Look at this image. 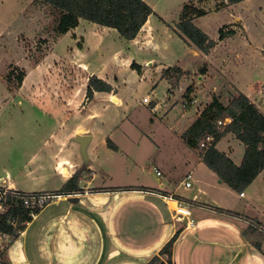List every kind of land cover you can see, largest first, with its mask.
Listing matches in <instances>:
<instances>
[{
	"label": "rangeland",
	"instance_id": "obj_1",
	"mask_svg": "<svg viewBox=\"0 0 264 264\" xmlns=\"http://www.w3.org/2000/svg\"><path fill=\"white\" fill-rule=\"evenodd\" d=\"M144 1L154 10L148 20L154 46L133 48L127 40L107 35L105 46L98 51L93 46L82 47L81 36L92 23L82 21L75 42L71 33L58 43L62 35L53 30L54 9L36 0H0V180L8 173L16 188L27 193L58 189L50 176L54 152L44 145L52 132L59 131L63 136L59 160L69 157L75 164L90 165L97 187L160 188L167 178L178 185L186 171L184 163L193 159L182 135L214 95L229 107H236L239 96L244 95L264 110V0L237 4L224 0ZM191 2L207 11L194 23L218 42L208 55L189 46L177 32L183 8ZM224 27L235 34L220 41ZM144 40L140 38V42ZM129 48L131 53L126 52ZM151 61L154 63L149 64ZM133 62L142 64L141 75L131 68ZM115 63L117 67L112 66ZM160 65L180 67L189 74L179 78L172 70L166 76ZM21 71L26 77L18 87L9 75ZM93 73L108 78L114 92L98 93L95 100L87 101ZM189 87L194 89V103L184 107ZM112 96H118V105L102 101ZM144 98L149 102L143 103ZM51 115L59 121H50ZM75 130L88 133L89 142L77 140L80 134L75 135ZM108 139L117 150L107 145ZM218 148L236 159L245 149L234 135L224 138ZM34 156H38L35 163ZM36 166L44 171L30 176L27 171ZM159 169L164 173L161 177L156 174ZM233 192L213 191L210 196L264 223V174L245 190L246 198ZM57 201H51L49 208ZM86 202L80 198V203ZM44 218L34 220L28 240ZM253 254L264 257L258 249Z\"/></svg>",
	"mask_w": 264,
	"mask_h": 264
},
{
	"label": "crops",
	"instance_id": "obj_2",
	"mask_svg": "<svg viewBox=\"0 0 264 264\" xmlns=\"http://www.w3.org/2000/svg\"><path fill=\"white\" fill-rule=\"evenodd\" d=\"M79 26L62 35L58 43L62 42L59 40L69 37L71 33L75 42V38L80 36L77 32ZM148 26L149 21L137 38L127 40V43L133 48L142 45L154 46L152 31ZM88 28L89 30L86 29L81 36L84 39L83 49L93 46L101 51L105 46V36L120 37L115 29L93 23ZM145 30L147 33H143ZM140 38L146 39L147 42L146 40L140 42ZM126 52L131 53L132 50L129 48ZM151 63L154 62L151 61L149 64ZM116 65V63L112 64V66ZM158 67L162 74L167 69L163 65ZM100 77L113 86L108 78ZM261 110L264 112L263 109ZM43 113L48 114V112ZM198 116L199 114L196 118ZM50 119L53 123L59 121L53 115ZM79 134L88 133L75 130V135ZM229 135L232 134L223 137L218 144ZM62 139V133L52 132L44 145L46 148H51V153L54 152L56 161L54 164L49 163L52 173L50 176L51 180L56 181L58 189L35 190L32 193L59 192L77 170L86 165L89 171L84 172L80 182L81 194L79 192L73 197H63L51 205L54 206L53 208L45 207L11 244L0 237V256L6 264H146L177 233L173 264H264V257L253 254L257 249L264 254V240L256 239L260 243L259 248L252 243V237L248 234L251 221H258L263 226L264 223L258 217L246 214L241 208H232L226 203L227 201L221 203L220 198L210 196L213 191L224 190L228 193L234 190L223 183L218 175L202 162L198 153L187 145L186 147L192 151L193 159H187L188 161L184 163L186 171L178 185L173 182V178H167V182H161L160 188L136 186L108 189L93 184L96 175L90 165L75 164L69 157L59 160L58 147ZM225 153L235 164L240 165L245 149L239 153V159H236L234 154ZM37 160L38 156H34L33 162ZM42 171H44L42 166H36L27 173L33 176ZM159 171L161 172L160 169ZM263 174L264 170L253 184ZM188 175H191L189 180ZM3 181L17 189L8 173ZM186 181H190L189 188L194 189H188L185 186ZM189 191L191 192L188 194ZM233 193L241 199L247 197L246 193L244 196L235 191ZM166 196H174L192 209L193 216L197 220L194 228L187 227L185 220L175 218L172 211L174 205L168 204L165 200ZM80 198L87 199V202L80 203ZM70 199L78 201L70 202ZM41 215H45V218L30 241L27 238L28 230L34 220Z\"/></svg>",
	"mask_w": 264,
	"mask_h": 264
},
{
	"label": "trees",
	"instance_id": "obj_3",
	"mask_svg": "<svg viewBox=\"0 0 264 264\" xmlns=\"http://www.w3.org/2000/svg\"><path fill=\"white\" fill-rule=\"evenodd\" d=\"M228 4H237L244 0H224ZM37 3L49 6L57 12L54 23V32L64 35L76 29L81 20L117 30L120 37L125 40H134L141 32L149 17L154 13L153 8L144 0H36ZM223 3V4H226ZM207 14V11L191 2L185 4L177 32L185 39L189 46H195L199 51L208 55L218 42L211 38L195 23L196 18ZM220 30V41L233 36V30ZM133 70L142 74V66L137 62L131 64ZM176 71L179 78L189 74L180 67H169L164 70L168 76L171 71ZM204 72V70H202ZM10 80L16 79L18 87L22 86L26 73L21 71L17 75L10 73ZM113 86L97 75H92L88 80L87 101L95 100L96 93H113ZM194 89L189 87L184 95L185 102H192ZM236 107L226 106L216 95L205 109L182 135L185 144L196 151L202 162L218 175L220 180L238 193L245 190L257 179L264 170V112L259 106L251 102L248 97L240 95ZM154 107V106H153ZM222 124H219V122ZM228 134L234 135L245 146V154L240 165L217 148L218 142ZM208 136L213 141L206 147L201 144ZM109 147L116 149L112 140H107ZM86 166H82L65 183L59 192L60 195H70L82 191L80 182ZM90 173V172H89ZM222 211V210H221ZM41 212L24 208L22 205L9 206L0 214V234L5 233L17 239L28 223ZM235 214L234 212H230ZM248 234L252 243L260 248L256 241L264 240V226L258 221H251ZM178 233L168 241L160 252L152 257L146 264H173V250ZM0 262L6 264L0 256Z\"/></svg>",
	"mask_w": 264,
	"mask_h": 264
},
{
	"label": "built area",
	"instance_id": "obj_4",
	"mask_svg": "<svg viewBox=\"0 0 264 264\" xmlns=\"http://www.w3.org/2000/svg\"><path fill=\"white\" fill-rule=\"evenodd\" d=\"M148 99L144 98L143 103H148ZM194 103L185 102L184 107H189ZM219 124H222L220 121ZM213 141L212 136H208L206 140L201 144V148L206 147L210 142ZM156 174L161 176L162 173L159 170H156ZM191 178V175H188V180ZM185 186L187 188L191 187V182L186 181ZM76 193H72L70 195H60L56 192H33L27 193L21 190L15 189L10 185H7L4 181L0 182V213H3L9 206H19L22 205L24 208H29L31 210H43L47 207L51 201L58 199L60 200L63 197H73ZM81 194V192H80ZM244 193H241V196H244ZM165 200L174 205L172 211L174 213L175 218L178 220H185L187 223V227L194 228L197 225V220L193 216L192 209L182 202L179 201L178 198L174 196H166ZM0 237L11 244L13 242V238L5 233H1ZM0 264H2L0 262Z\"/></svg>",
	"mask_w": 264,
	"mask_h": 264
},
{
	"label": "water",
	"instance_id": "obj_5",
	"mask_svg": "<svg viewBox=\"0 0 264 264\" xmlns=\"http://www.w3.org/2000/svg\"><path fill=\"white\" fill-rule=\"evenodd\" d=\"M103 102L109 104V105H118L120 103L119 99L116 96H112L109 98H103ZM91 139L90 136L87 135H79L77 136V140H79L82 144H86ZM3 180H0L2 182ZM77 199H70V202H77Z\"/></svg>",
	"mask_w": 264,
	"mask_h": 264
}]
</instances>
